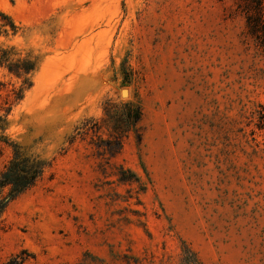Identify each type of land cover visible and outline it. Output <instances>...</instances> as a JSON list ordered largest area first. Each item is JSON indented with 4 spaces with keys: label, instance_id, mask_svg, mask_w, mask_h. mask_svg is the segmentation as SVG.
I'll list each match as a JSON object with an SVG mask.
<instances>
[{
    "label": "rangeland",
    "instance_id": "374dc122",
    "mask_svg": "<svg viewBox=\"0 0 264 264\" xmlns=\"http://www.w3.org/2000/svg\"><path fill=\"white\" fill-rule=\"evenodd\" d=\"M234 1L0 0V54L38 62L0 65V174L12 144L48 163L0 264H264V57ZM107 103L142 109L119 151Z\"/></svg>",
    "mask_w": 264,
    "mask_h": 264
},
{
    "label": "trees",
    "instance_id": "16d2710c",
    "mask_svg": "<svg viewBox=\"0 0 264 264\" xmlns=\"http://www.w3.org/2000/svg\"><path fill=\"white\" fill-rule=\"evenodd\" d=\"M235 9L231 15H241L245 19L246 31L242 41L245 50H255V56L264 57V0H235ZM13 33L17 27L12 20L4 16ZM7 33L8 30L4 29ZM12 51L1 50L0 65L4 66L9 73L18 77L28 76L36 71L37 60L31 58L12 60ZM28 87L32 83L28 78L24 79ZM20 95V94H19ZM20 99V96H19ZM256 111L255 123L259 130H264V105H260ZM107 124L110 127L112 141L109 145L116 144L117 151L122 147L123 140L132 132L137 134L138 125L142 120V109L138 103H125L121 105L107 103L104 109ZM6 119L0 117V130H5ZM2 138L4 136H1ZM140 138V136H138ZM5 139V137H4ZM14 155L6 169L0 174V216L8 205L16 198L33 188L42 178L48 163L35 154L25 152L18 144H12ZM9 188L6 196H2V190Z\"/></svg>",
    "mask_w": 264,
    "mask_h": 264
},
{
    "label": "water",
    "instance_id": "95a60500",
    "mask_svg": "<svg viewBox=\"0 0 264 264\" xmlns=\"http://www.w3.org/2000/svg\"><path fill=\"white\" fill-rule=\"evenodd\" d=\"M122 94H123V95H126V90H123Z\"/></svg>",
    "mask_w": 264,
    "mask_h": 264
}]
</instances>
